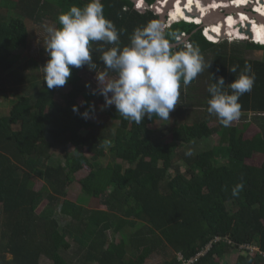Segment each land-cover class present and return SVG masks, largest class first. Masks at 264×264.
<instances>
[{
  "label": "trees",
  "instance_id": "1",
  "mask_svg": "<svg viewBox=\"0 0 264 264\" xmlns=\"http://www.w3.org/2000/svg\"><path fill=\"white\" fill-rule=\"evenodd\" d=\"M1 2L7 12L0 15V93L5 101L20 96L0 114V264H146L153 256L163 258L160 264H185L209 245L190 264H228L235 255L236 264H264V55L246 56L264 54V45L214 43L202 28L187 22L167 27L166 33L174 34L169 37L174 49L192 42L211 65L189 85H181L183 105L170 113L171 127L154 130L150 126L162 120L155 114L138 124L113 108L115 125L98 131L80 113L94 96L82 84L81 73H104L100 51L93 52L94 70L73 67L68 83L56 87L70 88L63 96L65 105L54 102V88L47 85L21 95L14 81L7 84L21 59L18 52L30 47L27 20L59 28L61 14L89 0ZM146 2L152 6L156 0ZM102 3L105 17L121 32L120 47L129 45L137 27L160 21L150 9L138 10L132 0ZM250 25L256 29L255 22ZM243 28L236 39L245 38ZM101 46L107 50L114 45L91 44L93 49ZM246 65L255 83L240 98L236 123L225 127L207 111L208 88L223 77L231 94L227 85ZM233 67L235 73L230 72ZM80 97L87 102L83 107L77 104ZM253 125L260 131L246 137ZM107 148L111 156L104 165L99 152ZM87 168L89 174L77 180ZM35 181L48 191L32 189ZM76 183L81 189L71 201L69 192ZM240 183L243 189L233 195ZM245 246H256L261 253L245 252Z\"/></svg>",
  "mask_w": 264,
  "mask_h": 264
},
{
  "label": "clouds",
  "instance_id": "2",
  "mask_svg": "<svg viewBox=\"0 0 264 264\" xmlns=\"http://www.w3.org/2000/svg\"><path fill=\"white\" fill-rule=\"evenodd\" d=\"M132 1L141 12L147 10L146 0L141 1L143 7H140L136 0ZM156 2L158 3V0ZM251 2L245 5L246 10L259 13ZM226 9H222L225 15ZM228 15L225 17V22ZM58 21L61 27L47 29L48 41L45 50L50 58L42 68L47 88L65 86L72 75L73 67L81 68L88 65L91 70H94L97 64L93 60V52L100 51L102 55L99 60L103 62L105 71L103 74L97 72L96 80L98 94L103 96L105 101L102 107L114 105L124 118L138 124L146 116L152 120L153 114L162 120H169L170 113L179 102L181 85L186 87L204 71L205 67L211 66L206 64L200 47L192 42H184L180 48L174 49L169 38L174 37V34L166 33L165 27L158 20H151L146 25L134 29L129 45L120 47L121 32L111 20L105 17L102 0H89L82 8L72 6L69 11L58 17ZM179 22L198 25L203 29L204 36L209 28V25L204 23L190 22L185 19L175 23ZM252 22L255 21L250 20V23ZM225 34L227 36L226 31ZM239 40L248 41L247 39ZM209 41L218 43L211 39ZM92 42H104L106 45L114 46L107 50L103 46L93 49ZM249 42L264 45L256 42L255 37L254 41ZM109 71L116 73V76L110 80L106 79ZM236 71L237 67L230 70L232 73ZM254 83L255 75L247 65L240 72L239 77L227 85L231 89V94L225 90V80L220 77L208 88L211 96L207 102L208 113L215 114L220 123L228 127L240 117L242 108L239 103L240 98L245 93L251 92ZM85 86L91 88L90 84ZM92 94L96 95L97 90L93 89ZM82 103L87 104L86 101ZM73 111L79 112L78 107L74 106ZM94 112L95 105H88L80 115L88 120L92 118ZM242 189L243 183L237 184L233 189V195L238 194ZM248 247L252 250L247 249ZM244 248L245 252L257 254L252 252L253 246Z\"/></svg>",
  "mask_w": 264,
  "mask_h": 264
},
{
  "label": "rangeland",
  "instance_id": "3",
  "mask_svg": "<svg viewBox=\"0 0 264 264\" xmlns=\"http://www.w3.org/2000/svg\"><path fill=\"white\" fill-rule=\"evenodd\" d=\"M141 1L142 0H139L140 3H141ZM228 2L233 3V0H229ZM248 2H249V0H248ZM1 3L2 2L0 0V15L2 13L6 14L7 9L3 8L1 6ZM155 4L156 3H154V6H155ZM151 7H153V5ZM229 7L233 8V6L230 4H229ZM229 7H227V9ZM147 9H149V8H147ZM150 10H152V9L150 8ZM158 10H159V12H161L160 9H158ZM170 10H171V8L168 11H170ZM221 12L224 14V10H220L219 13H221ZM156 14H158L157 16H160L159 13H156ZM231 14L236 15L239 13L233 12V13H230L229 15H231ZM199 19H196L195 21L197 23H200V21H198ZM27 23H28V26H29L30 31H31V37H30V41H29L30 47H28V50H25V51L23 50V51L18 52L17 55H19L21 57V59H20L19 63L11 70L10 78L8 79V83L6 82L7 84H10L11 82L13 83V81H14L15 82L14 87H17V89L20 90L21 95L24 93L39 92V91H42V89H45L46 82L44 81V72H43L42 68L45 66V64L47 63V60H48V54L45 50V47H47V41H48L47 29L55 28L54 25L50 22H45L43 24H35L34 23V25H33L32 23H30L27 20ZM167 23H168L167 26L166 25L164 26L165 29L167 27H170L175 22L168 21ZM218 23H220V22H218ZM200 24H203V22ZM213 26L215 28V25H213ZM219 29H221V27ZM243 30H244V28H243ZM205 36L208 37V34L206 31H205ZM188 39H189L188 37H185L186 41ZM208 39L210 40L209 37H208ZM233 39L234 38H232V37L226 36V38L221 39L220 41H218V43L221 41L227 40L229 42V44L232 45L233 43L235 44L236 42L243 41V40H239V39H235V40H233ZM217 40H218V38H217ZM231 48L234 49V47H231ZM239 51H241V50H239ZM263 55L264 54H262L261 51L247 52L246 53V56L248 58H262ZM100 74H102V73H100ZM96 76H97L96 73H93L89 70L83 71L81 73L82 84L86 88V91L88 93L92 94L93 89L97 90V94L93 96L92 104H91V105H93V104L95 105V112L92 115V118H90L89 120L96 123L98 131H105V130H107L108 127L110 128L113 125H115V121L112 120V112H113V108H115V106L112 105L111 107H102V106H104L105 101H104V97L98 94V87H97L98 82L96 80ZM114 77H115L114 75H109V76H107L106 79L110 80ZM34 80H36V81H34ZM86 84H90L91 88L86 87L85 86ZM35 89H36V91H34ZM69 91H70V88H64L62 90H58L57 88H54V90H53L54 102H56L60 105H65L63 96L66 95ZM109 95H111V94H109ZM194 95H198V92H195ZM19 96L18 97L17 96H14V97L11 96L9 101H5L3 95L0 93V114L3 115L4 113H7L8 109L12 105V101H14V100L16 101L19 98ZM82 102H84V98L80 97L79 100H77L78 106L83 107L84 104ZM177 105H183V103L178 102ZM171 115H173V114H170L169 120L158 121L155 124L151 125L150 128H152L154 130H163L165 128L171 127L172 122H173V117ZM235 123H236V120H234L232 122V124H235ZM255 132H256V128L252 127L251 129H248L245 132V136L246 137H253L256 134ZM212 141H213V143H215V145H217L219 138L217 136H214ZM99 153H100V161H102L104 163V165H107L108 162L110 161V156H111L109 151H108V148L105 151H100ZM58 159L60 161H63V156L59 154ZM249 163L254 164V161H250ZM182 169H183V171H185L186 167L184 165H182ZM89 171H90V169L87 168L86 170L80 172L78 174L77 180L78 179L80 180V179L86 177L89 174ZM31 188L34 190H37L39 192L48 191V188L46 187V185L40 181H35L34 183H32ZM80 189H81V186L78 183L74 184V186L70 189L69 198L71 201L77 200ZM45 205H46V203H44L41 206L40 211L45 207ZM94 206H99V204H97L95 202ZM101 209H105V207H101ZM210 247H211V245H209L205 249H203L200 252L201 253L200 255H205L208 252V250L210 249ZM253 249L254 250L252 252L254 254L261 252L260 249L256 246H253ZM237 257H238V255H235V257H233V258H229L227 263L228 264H236ZM162 261H163V258L158 257V256H153L147 261L146 264H160ZM43 263L44 262H42V264ZM221 264H223V263L221 262Z\"/></svg>",
  "mask_w": 264,
  "mask_h": 264
},
{
  "label": "bare ground",
  "instance_id": "4",
  "mask_svg": "<svg viewBox=\"0 0 264 264\" xmlns=\"http://www.w3.org/2000/svg\"><path fill=\"white\" fill-rule=\"evenodd\" d=\"M228 1L227 0H163V1L161 0L159 2L158 0V5L156 7L157 10L160 9L161 14L163 13L162 7H167L168 10L171 8V10L169 11V21L171 22L181 21L182 18L188 16L194 18V20L200 18L198 20L200 21V23L202 22L204 24L209 23L208 25L210 27L207 29L206 32L208 34V37L213 41H218L217 35H221V33L223 34V31L226 30H227L226 31L227 36L232 37L234 38L233 40H235L236 36L239 35L240 33V27H244L245 34L248 31V28L251 29V25L248 23L249 15L245 13V10L247 9L245 5H247L252 1L251 3L254 4L258 12L264 16V0H249V2L248 0H233V3L231 2L229 3ZM137 3L138 5H140V7H143V2L140 3L138 0ZM229 4L232 5L233 8H230ZM227 7H229L228 9L232 10V12L235 11V13H239V14L228 15L227 22H225V18L221 19L222 14L219 12L220 10ZM258 20L264 22L263 17H259ZM213 25H215V28ZM255 26L256 29L254 28L253 30L255 41L264 44V26L257 25L256 23ZM220 27L221 29H219ZM243 39H250V36L246 34L245 38Z\"/></svg>",
  "mask_w": 264,
  "mask_h": 264
},
{
  "label": "water",
  "instance_id": "5",
  "mask_svg": "<svg viewBox=\"0 0 264 264\" xmlns=\"http://www.w3.org/2000/svg\"><path fill=\"white\" fill-rule=\"evenodd\" d=\"M158 5V3L156 2V4H155V6L153 5V7H150L149 6V4H145V7L146 8H151L152 10L151 11H153L155 14L157 13V6ZM226 11V13L227 14H230V13H233L232 12V10H225ZM234 11V10H233ZM168 9H167V7H163V13L162 14H160V22L162 23V25L163 26H165L166 24H167V16H168ZM234 13H235V11H234ZM245 13L247 14V15H249L248 17H250V19L249 20H252V21H255V23L258 25V24H261V25H263L264 26V22L263 21H260V20H258L259 19V17H263L264 18V16L263 15H260L259 13H254V12H248L247 10H245ZM222 14V16H221V19H224L225 17H226V15L225 14H223V13H221ZM206 21V20H205ZM220 21V20H219ZM249 23V22H248ZM209 23H205V25H208ZM250 24H252V23H250ZM252 30V27H251V29H249L248 28V31L246 32V34L247 35H249L250 36V39H247L248 41H254V34H253V32L251 31ZM242 33H244V31H242ZM218 36V35H217ZM223 38H226V34H225V31H223V34H221L220 36H218V41L219 40H221V39H223ZM172 47H174V46H172Z\"/></svg>",
  "mask_w": 264,
  "mask_h": 264
},
{
  "label": "built area",
  "instance_id": "6",
  "mask_svg": "<svg viewBox=\"0 0 264 264\" xmlns=\"http://www.w3.org/2000/svg\"><path fill=\"white\" fill-rule=\"evenodd\" d=\"M247 249H251V248L248 247ZM200 254L198 256H196L195 258H193L191 261L186 262L185 264H190V263H193V262L197 261L200 256H203V255H200Z\"/></svg>",
  "mask_w": 264,
  "mask_h": 264
},
{
  "label": "crops",
  "instance_id": "7",
  "mask_svg": "<svg viewBox=\"0 0 264 264\" xmlns=\"http://www.w3.org/2000/svg\"><path fill=\"white\" fill-rule=\"evenodd\" d=\"M252 127H255V128H256V132H255L256 134L258 133V131H260L259 128H258L257 126L253 125ZM252 127H251V128H252ZM251 128H250V129H251ZM256 134H255V135H256ZM249 138H250V137H249ZM250 161H252V160H250ZM250 161H249V162H250ZM254 161H255V160H254ZM249 164H251V163H249ZM252 165H253V164H252Z\"/></svg>",
  "mask_w": 264,
  "mask_h": 264
}]
</instances>
